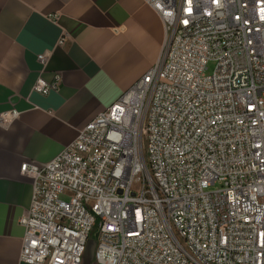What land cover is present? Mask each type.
Instances as JSON below:
<instances>
[{
  "label": "built area",
  "instance_id": "built-area-1",
  "mask_svg": "<svg viewBox=\"0 0 264 264\" xmlns=\"http://www.w3.org/2000/svg\"><path fill=\"white\" fill-rule=\"evenodd\" d=\"M142 1L158 58L50 161L21 165L18 260L81 264L93 234L95 264H264V0Z\"/></svg>",
  "mask_w": 264,
  "mask_h": 264
},
{
  "label": "crops",
  "instance_id": "crops-1",
  "mask_svg": "<svg viewBox=\"0 0 264 264\" xmlns=\"http://www.w3.org/2000/svg\"><path fill=\"white\" fill-rule=\"evenodd\" d=\"M163 38L142 0H0V264H25L18 220L31 179L21 165L44 164L71 143L151 67ZM55 73L57 91H32Z\"/></svg>",
  "mask_w": 264,
  "mask_h": 264
},
{
  "label": "rangeland",
  "instance_id": "rangeland-1",
  "mask_svg": "<svg viewBox=\"0 0 264 264\" xmlns=\"http://www.w3.org/2000/svg\"><path fill=\"white\" fill-rule=\"evenodd\" d=\"M212 67H213L212 64L209 63L207 65L206 73H210L212 70ZM132 189H134V187H132ZM93 242H94V236H93V234H91L89 237L88 243L86 245L81 264H92Z\"/></svg>",
  "mask_w": 264,
  "mask_h": 264
},
{
  "label": "snow or ice",
  "instance_id": "snow-or-ice-1",
  "mask_svg": "<svg viewBox=\"0 0 264 264\" xmlns=\"http://www.w3.org/2000/svg\"><path fill=\"white\" fill-rule=\"evenodd\" d=\"M185 23H187V21H185Z\"/></svg>",
  "mask_w": 264,
  "mask_h": 264
}]
</instances>
